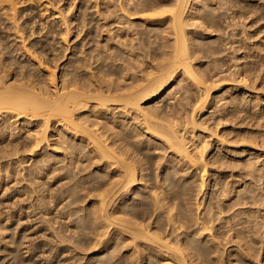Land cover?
<instances>
[{"label":"bare ground","instance_id":"bare-ground-1","mask_svg":"<svg viewBox=\"0 0 264 264\" xmlns=\"http://www.w3.org/2000/svg\"><path fill=\"white\" fill-rule=\"evenodd\" d=\"M30 1L0 0V204L20 205L14 215L0 213L4 258L18 255L33 214L46 219L42 233L63 221L51 234L59 243L54 263L86 252V264H223L227 236L237 262L250 256L255 239H264V188L255 190L264 179V73L254 62L214 76L196 67L202 47L215 45L190 31L218 16L210 9L200 16L209 0H97L125 25L105 44L83 35L93 15L101 18L96 0H44L39 16H28ZM133 27L158 52L142 77L145 53L117 45L133 41ZM176 86L184 90L177 106L196 97L181 120L175 104L160 105ZM220 102V117L198 119ZM159 148L172 154L162 173L150 155ZM218 172L257 188L229 190L224 180L216 195ZM49 209L58 215L46 218Z\"/></svg>","mask_w":264,"mask_h":264},{"label":"rangeland","instance_id":"rangeland-1","mask_svg":"<svg viewBox=\"0 0 264 264\" xmlns=\"http://www.w3.org/2000/svg\"><path fill=\"white\" fill-rule=\"evenodd\" d=\"M43 1L44 0H31L30 2H27L28 4L25 5V8L26 7H28V8L31 7L33 9H35L33 13L29 11V13L32 14V15H29V13H28V16H33V14H34V16H39V14H40L39 9L42 8V7L39 8V6L42 3H44ZM65 1H67V0H65ZM79 1L77 0V3ZM222 1H224V2L221 5H219L217 3V1L215 2V1L209 0V1L206 2L209 5L208 8L206 7L207 11H204L205 13L203 12L202 15L200 14V16H202V18H204V16H210V15H208V12H210V10H213L214 13L216 14L215 16H217V15L218 16L215 17L211 21V23L210 22L207 23L208 21L205 20V18L204 19H201L200 18V21H203V22L205 21L204 22L205 24L203 23L204 25H201L198 28H196V27L190 28L191 33L192 32L193 33H196V32L197 33H201L203 31V33H202L203 34V37H202L203 39L207 38L208 40L210 39V40H212V41L215 42V45H213V46L212 45H208V46L207 45H204L205 48H204V46L202 47L203 48L202 49L203 50V53H201L199 55L202 58L199 57V56H197L200 59H198V60L196 59L195 60L196 62L194 61V63L196 64V67L199 66V65H202V69L206 70L208 72V73L206 72L208 75L214 76L215 73H218L220 71H226V72H228L230 69H231V71H233V70L236 71L238 69V67L241 68L244 63H249V62L252 63V62H254L253 65L255 64V66H254L255 67L254 68L255 69V73H260L261 70L264 73V63H263L264 62V58H263L264 57L263 56L264 55V50H263L264 49V20H259V21L255 22L256 21L255 19H257L258 16H264V0H222ZM96 2L99 4L98 10L101 11V15H99L101 18H97L96 15H93L94 17L92 19L91 25H89L88 27H85V30L83 29L84 30L83 35H85L84 33H86V32L88 33V31L89 32H93L94 35L96 34V36H98L97 37V40L101 41L102 44L103 43L105 44V40L108 39L109 36L115 38L114 35H116V34H124L125 33V31H124L125 25L123 24V22L120 24V22L122 20L119 19L118 16H114L112 14H103L102 12L104 11L105 6H103L97 0H96ZM29 3H31V4H29ZM252 6H254V7H252ZM87 13H88L87 16H91V13H89V12H87ZM102 17H105L106 19L105 18L103 19ZM38 20H39V18H38ZM35 26L39 30L38 23H36ZM45 26H44V28L46 30V27L47 26L46 27ZM205 29H206V31H205ZM45 30H43L42 32H44ZM141 30L142 29H140V28L133 27V30L132 31H134L137 34V35H134V37H136L135 39L133 37V41H132L133 43L130 42V43L127 44V46H122V45L117 44L118 46H120V48H121L120 49L118 46H115V42H112L111 41L109 46H111L112 48L115 46L114 48H116L118 50L120 49L121 51H124V52H126V51L129 52L130 49L133 50L131 47H135L134 51H137V53H142V54L145 53L144 54V58H143L144 59L143 60L144 61L143 62V66H141V67H144L145 66L146 68L145 67L144 68H141L140 67V70H136L138 72L137 76L139 75V76L142 77V76H144L146 74V72H148V71H150L152 69V66L154 64L155 65L157 64V63H155L153 61L154 64L151 63V66L149 65L150 64V61H151V58H150L151 55L154 52L158 54V52L155 51V49H154L153 46L149 45V43H150L149 42L150 41V35L147 32H143ZM95 31H97V32L95 33ZM111 34H112V36H111ZM99 37H101V38H99ZM169 37H170L169 39H171V36H169ZM129 46H130V48H129ZM120 50H119V52H120ZM166 51L168 52L169 50H166ZM159 53H161V52H159ZM114 54L112 55L111 59H115L113 57L116 54L115 55ZM152 57H153V55H152ZM238 58H239V60H238ZM110 61L111 60L109 59L108 62H110ZM159 61H161V60H159ZM144 69H147L148 71L147 70L145 71ZM231 71H229V72H231ZM139 73L142 74V75H140ZM227 84H232L233 85L234 83H227ZM177 87L178 86H176L175 90L173 89L174 92H175V97L173 95L172 96L173 98L168 99L169 101L168 100H165L160 105L163 106V107H165L167 105L168 106H172V105L175 104V108L179 112H178V116H177V113H176V115H174V117L177 116V118L180 119V116L183 117L185 115V114H183V113H185V111L184 112H180V111L181 110L183 111L184 108H187L186 110H189L191 108L190 107L191 103H194L196 101V99H195L196 97H195V95H192V96L190 95L191 96L190 99L192 101L191 100L184 101L185 104H186V106L184 105V108H181V106H177L179 104L178 103V100L182 97L181 94H183V91H184L183 89H180L179 88L181 86H179L178 89H177ZM225 87H226V89H225ZM181 88H183V87H181ZM224 90L225 91L228 90L227 89V86L222 87L221 90H219V91H221V92L223 91V93H224L225 92ZM174 92L172 91V94H174ZM218 94L219 93L215 94V96L217 97V99L220 98V96L222 95V93L220 95H218ZM192 97H195V98H192ZM172 99H174V100H172ZM194 99H195V101H194ZM166 101H167V103H166ZM187 102H188V105H187ZM176 103H177V105H176ZM223 103L224 102H220V103H218V105L216 103L213 106L214 108L212 110H214V114H211L210 112H206L204 114L202 113L201 115L199 114L198 119L199 118L200 119H205V118L207 119V118H209L207 120H211V118L213 119L215 117H220L219 116L220 115L219 113L221 112L220 111L221 110V107H222L221 105H223ZM177 110H175V111H177ZM180 113H181V115H180ZM243 117H245V116H243ZM229 125L230 124H226L224 126L221 125L220 127H221V129L224 128L226 130V128L227 129L228 128L230 129V126ZM245 126L243 125V127H245ZM187 136L189 137V134H186V137ZM145 138H146V136H144V139ZM196 140H198V139H196ZM196 140H195V142H196ZM199 141L200 140H198L197 142L199 143ZM160 149L161 148H159L156 151H152L153 153H150V155H151V157L153 159L156 160V163H158V165L156 164L157 167L159 166L158 167L159 168V171H157V172L162 173V171L164 170V168L167 167V166H169V162L172 159V156H171L172 154L169 153V151H167L166 149L164 150V148L161 149V150ZM151 165H153L152 162H151ZM156 165H155V167L153 165V167H154L153 168V171H155V169L156 170L158 169L156 167ZM217 174H216L217 178H215V180H217V182H218V185H217L218 187L216 186V188H215L216 190L214 189V191H213V188L211 187V185H213L215 181H213V178H209L207 181H208V183H210V187L212 189L210 187H207L206 188V193H208V194H207L206 198L203 199L204 201L205 200L206 201L208 200L209 194H211L212 191L216 195H217L218 192L220 194V191L221 190L223 191V188L224 187L222 185L224 184V180H225V182H227L226 183L227 184V187L226 188L229 189V190H230V187L231 186L233 187V188L231 187V189H236L237 190V187L239 188V190L240 189H243V187L245 186L244 183H246V182H247L246 185L249 184V186H252L253 189L254 188H257V186H258V188L255 189L258 192L261 189L264 188V179H262V181L261 180L258 181L257 182V186H256V183H255L256 181L255 180H254L255 182L254 181L252 182V180H248L247 181V178L243 179L241 176H238V177L237 176L229 177L228 175L222 174L221 172H218ZM182 175H184V177H185V174H182ZM210 175H213V174L209 172L208 173V176H210ZM187 177H190V176H186V178ZM225 177H226L227 180L225 179ZM237 178H239V179H237ZM221 179H223V180L220 181ZM259 182H261V183H259ZM13 184H15V183L13 182ZM13 184L12 183L10 184V186H13L12 187V190H14V185ZM259 188H261V189H259ZM191 194H192L193 198H194V196L196 198V191L194 192L192 190L191 191ZM232 196H233V194H232ZM219 199H221L220 202H219L220 205L221 206H225V204L227 202H225L223 200L224 198L223 199L222 198H219ZM201 202H202V200H201ZM203 204H204V202H203ZM19 209H20V205L19 204L18 205H9V207H6L5 205L0 204V213H2L4 216H9L11 214L14 215V213H16V212L19 211ZM49 210H50V211H48L49 214L46 216V218L53 217L52 215H58V213L55 212V210L54 211L52 209H49ZM60 214H61V212H60ZM41 217H42L41 214H37V215L33 214V215H30V219H28V218H27V220L25 219L26 220L25 225H28L29 226L28 232H27L28 237L23 240V242H24L23 245L22 246H19L18 255L16 256L15 259L10 260L11 258L9 256H7V255H6L7 257L4 258L3 254H5V253L2 252V251H0V258H1L0 259V264H31V263L32 264L33 263L34 264H38V263L39 264H86L87 261L85 260L84 255H82V254H86V252L82 253L79 256H74L72 254L65 253L69 257L67 255H64L63 254V256L61 255L62 257L61 256L58 257V259H60V261L57 260V261H59V263L58 262L57 263H54L55 262L54 260H56V258H54V257L56 256L55 254L57 252V249H59L58 248V246H59L58 244L59 243L56 242V240L54 239L53 235L54 234H57L58 230L61 229V226H62V222L63 221L60 219L61 217L59 219L54 220L53 226L51 224V227H53V233L51 232V229L52 228L51 229L49 228L50 230L49 229L47 230V231H49V233L47 231H44V233H45L44 234L42 232H39V230L38 231L36 230V229H38L40 227L39 224L41 223V220L44 219V218L41 219ZM44 220H46V219H44ZM27 221H29V222H27ZM55 231H56V233H54ZM51 234H53L52 237H51ZM226 236L227 235H225V237ZM226 238L222 242V245L223 246L221 245V252L224 251L223 252V255H222L221 252H220V255H219V257L221 256V259H223V261H222L223 264H230V262L232 264H241V263H243V264L244 263L245 264H264V241H263L264 239H259V238H258L259 240L258 239L257 240L255 239V242L251 244V247H253L252 248V254L250 256H246L245 253H242L243 254L242 255L243 257H241L242 260L240 259L241 261L240 262H237V259L238 258L236 259L233 256V254L238 250L237 249L238 247H237V245L234 242L231 241L230 238H227V240H226ZM50 239H51V242H50ZM52 239L55 240V241L52 242ZM228 239H230V240H228ZM54 243H57V246ZM50 244H51V246H50ZM24 247H27L29 249V253H26L27 249H24ZM49 248L52 250L50 253H49ZM53 249L54 250L56 249V251H54ZM258 250H260V251H258ZM43 251L46 252V253H44L45 254L44 256H43ZM52 252H54L55 254L52 253ZM52 255H55V256L52 257ZM257 255H258V257H257ZM64 256H67L66 257V260H65V257ZM50 257H52V258H50ZM31 258H32V260L31 261H28ZM24 260H27V261H24ZM242 261H244V262H242Z\"/></svg>","mask_w":264,"mask_h":264}]
</instances>
